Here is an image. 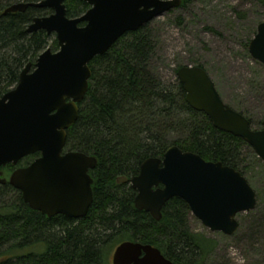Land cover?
<instances>
[{"label":"trees","instance_id":"1","mask_svg":"<svg viewBox=\"0 0 264 264\" xmlns=\"http://www.w3.org/2000/svg\"><path fill=\"white\" fill-rule=\"evenodd\" d=\"M40 1L0 0V99L16 87L22 70L28 64L33 67L40 54L48 48L59 50L55 34L27 31L35 17L48 16L51 10L28 8L4 15L13 4ZM255 1L264 7V0ZM187 2L182 0L181 6ZM65 5L68 18L80 17L90 8L83 0H66ZM178 21L181 24V18ZM153 36L148 25L127 33L89 63V90L79 105L77 122L68 130L66 145L98 161L90 172L93 203L85 220L72 225L59 218L52 224L28 207L20 191L8 182L0 185V264H111L114 249L126 241L151 245L174 264H208L218 243L191 230L187 203L171 199L156 221L136 209L137 191L131 179L139 175L146 159L162 158L173 146L232 167L248 182L256 167L264 165L243 139L216 129L204 113L189 105L178 78L169 83L154 75L149 66L155 54ZM243 115L252 128L250 118ZM1 170L8 181L15 167ZM255 212L251 240L264 233V192L257 193V207L247 214Z\"/></svg>","mask_w":264,"mask_h":264},{"label":"water","instance_id":"2","mask_svg":"<svg viewBox=\"0 0 264 264\" xmlns=\"http://www.w3.org/2000/svg\"><path fill=\"white\" fill-rule=\"evenodd\" d=\"M65 1L21 2L4 11L6 15L28 8L51 10L48 16L35 17L27 31L55 34L59 50L48 48L40 54L33 67L28 64L22 70L16 87L0 99V185L8 182L30 208L48 217L83 218L93 203L89 170L96 167L97 159L62 152L89 90V63L127 33L180 7L182 0H83L90 8L77 18L67 17ZM248 51L264 65V22L258 24ZM177 78L194 110L204 113L216 129L243 139L264 164V120L262 129H252L243 114L224 103L201 67L183 66ZM37 153L40 158L14 170L8 181L3 178V167L17 166ZM131 185L137 191L136 209L155 220H161L168 201L179 198L211 232L229 237L240 228L237 216L257 207V193L239 171L177 146L162 158L146 159ZM112 264L174 263L151 245L126 241L115 249Z\"/></svg>","mask_w":264,"mask_h":264},{"label":"rangeland","instance_id":"3","mask_svg":"<svg viewBox=\"0 0 264 264\" xmlns=\"http://www.w3.org/2000/svg\"><path fill=\"white\" fill-rule=\"evenodd\" d=\"M238 13L245 17H239ZM261 22L264 7L255 0H189L185 6L148 24L155 42L150 69L170 83L177 78V69L202 65L224 103L250 118L254 130L262 128L264 65L253 59L245 46ZM249 184L257 193L264 192V169L259 165L256 174L249 177ZM256 214H239L240 228L232 237L211 232L191 215V230L218 243L208 264H232L230 248L238 249L247 264H264V233L261 231L253 240L248 236Z\"/></svg>","mask_w":264,"mask_h":264},{"label":"flooded vegetation","instance_id":"4","mask_svg":"<svg viewBox=\"0 0 264 264\" xmlns=\"http://www.w3.org/2000/svg\"><path fill=\"white\" fill-rule=\"evenodd\" d=\"M84 24H81L80 26H83ZM83 102V101H82ZM81 102V103H82ZM80 105V104H79ZM70 129V128H69ZM68 129V130H69ZM262 129V128H261ZM67 138H68V131H67ZM66 145H67V142H66ZM70 151H72V150H69L68 148H66V146H65V148H64V150H63V152H62V155H64L65 153H68V152H70ZM73 152H77V151H73ZM31 156H33V155H31ZM31 156H28V157H31ZM28 157H26V158H28ZM34 157L35 158H33L32 159V161H30L28 164H26V165H24V166H20L21 165V163H22V161H24L26 158H24L22 161H20V163L17 165V166H14L15 167V170L16 169H18V168H23V167H27V166H29L32 162H34L36 159H38V158H40L41 157V155L40 154H35L34 155ZM97 164H98V161H97ZM8 166V165H7ZM96 167H97V165H96ZM95 167V168H96ZM94 168V169H95ZM94 169H90L89 170V175H90V172L92 171V170H94ZM91 176V175H90ZM4 178V177H3ZM92 178V177H91ZM93 185V184H92ZM132 186V185H131ZM22 194V193H21ZM23 198V197H22ZM182 200V199H181ZM24 201V200H23ZM27 204V203H26ZM28 205V204H27ZM28 207H29V205H28ZM32 209V208H31ZM33 210V209H32ZM34 211V210H33ZM35 213H37V214H41V216L43 217V218H45L47 221H50V222H52V224H56V223H58V221L60 220L59 218H62L61 220H65V221H67L68 223H70V224H72V225H77V224H79L80 222H82L83 220H85V218L87 217H83V218H72V217H67V216H65V215H62V214H58V215H55V216H52V217H48L47 215H43L42 213H40V212H37V211H34ZM146 212V211H145ZM89 213V212H88ZM148 213V212H147ZM150 214V213H149ZM88 215V214H87ZM151 215V214H150ZM151 217H152V215H151ZM153 218V217H152ZM154 219V218H153ZM155 220V219H154ZM157 221V220H156ZM140 243V242H139ZM146 245V244H145ZM117 248V247H116ZM115 248V249H116ZM115 249H114V251H115ZM114 251H113V253H112V256H111V264H112V257H113V254H114Z\"/></svg>","mask_w":264,"mask_h":264},{"label":"clouds","instance_id":"5","mask_svg":"<svg viewBox=\"0 0 264 264\" xmlns=\"http://www.w3.org/2000/svg\"><path fill=\"white\" fill-rule=\"evenodd\" d=\"M229 256L232 259V264H247V259L240 254L239 250L236 248H230Z\"/></svg>","mask_w":264,"mask_h":264}]
</instances>
